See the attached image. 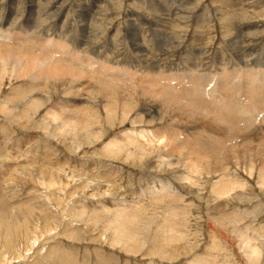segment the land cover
Masks as SVG:
<instances>
[{"label":"rangeland","instance_id":"1","mask_svg":"<svg viewBox=\"0 0 264 264\" xmlns=\"http://www.w3.org/2000/svg\"><path fill=\"white\" fill-rule=\"evenodd\" d=\"M0 30L92 82L88 90L84 77L75 87L0 82V219L11 226L0 227V264H192L202 255L213 264H264V250L246 257L238 232L262 248L264 122H247L254 142L231 140L208 112L224 97L246 106L249 85L264 78V0H0ZM48 40L67 47L58 53ZM105 81L114 95L101 93ZM151 91L200 111L167 103L162 112ZM38 93L43 102L29 107ZM51 106L61 120L48 115ZM70 111L86 127H60ZM131 131L170 138L171 146L139 143ZM116 136L128 144L110 146ZM187 149L199 171L186 166ZM217 181L234 194L215 198ZM128 205L132 215L115 221Z\"/></svg>","mask_w":264,"mask_h":264},{"label":"bare ground","instance_id":"2","mask_svg":"<svg viewBox=\"0 0 264 264\" xmlns=\"http://www.w3.org/2000/svg\"><path fill=\"white\" fill-rule=\"evenodd\" d=\"M23 30H21L20 32H22ZM21 34V33H20ZM10 33L9 32H4L2 30H0V82H2L5 77H8L9 80H11L12 78H15L17 80L19 79H28L30 80L31 82H38V83H41L43 84L44 82H48V83H59V82H63V83H68L69 85L73 84V86L75 87L76 85H74L75 83L77 84V82H79V84L82 82H80V79H82V77H84L85 79V83H86V90L90 89L92 87V82L91 80H89V76H87L85 73H83V71L79 70V69H76L74 68L73 66H71L68 62H63L62 58H58L57 56L53 55L51 52H38L37 49H34V46H24L23 45H20V44H17L15 42H12L10 41V39L8 37ZM12 36V34H11ZM31 36V35H30ZM27 37V36H26ZM47 45H49V43L53 42V40H48V41H45ZM56 43V42H55ZM53 44V43H52ZM51 46V45H50ZM67 47L66 44H63L61 42H59L57 45H54L53 44V47L52 49L56 50L58 53H62L64 51V49ZM37 48V47H36ZM52 51V50H51ZM67 60V59H66ZM67 63L69 65H67ZM113 67V66H112ZM111 67V68H112ZM115 67V66H114ZM118 68H112V70H117ZM106 70L110 71L109 68H107ZM249 71V70H248ZM263 74H264V69L262 70ZM241 73V71L239 72ZM261 73V72H259ZM124 74V73H123ZM248 76H250L251 74H248L246 73ZM84 75V76H83ZM104 75V74H103ZM150 75V74H149ZM106 76V75H105ZM128 76H130V74H128ZM133 76V75H132ZM154 76V75H153ZM168 76V75H167ZM166 76V78H167ZM171 74L169 75V79H171ZM174 76V75H173ZM179 76V75H178ZM113 77V76H112ZM124 77V76H123ZM177 77V76H176ZM191 77V76H190ZM109 78V77H108ZM161 78H165L164 75L161 76ZM177 79V78H176ZM180 79V78H179ZM178 79V80H179ZM101 81L104 80V79H100ZM109 80V79H108ZM262 80V82H261ZM259 79V80H253L251 85H249V90L248 92L246 93V103H250V108H247L249 107L248 103L247 105L245 106V104H243L242 102H235L234 100H237V99H232L230 102H227L226 98L224 97L223 101H219L216 105L219 106L217 108L215 107H211L210 111H208L210 114L213 115V117L211 118L213 120V123L215 126H218L220 127V129H226L227 132H228V135L230 136L229 138L231 140H233L232 138H236V139H240L241 141L243 140H247L249 137H251V140L250 142H254V140L256 139V134H258L257 132L254 131V133H248L246 134L247 132V129H250L251 127L248 126V123L249 121H252V120H255L254 117L256 116H259L261 115V120L264 122V114H261L263 113L264 111V78L262 79ZM180 81V80H179ZM242 81V80H241ZM103 82V81H102ZM221 82V81H220ZM180 83V82H179ZM62 84V83H61ZM99 84V83H98ZM103 84L105 85H101L100 87V90H101V93L105 96H111V95H114V93H112V89L109 87V83L108 82H104ZM181 84V83H180ZM52 85V84H51ZM192 85V84H191ZM72 86V87H73ZM115 86V85H114ZM248 86V85H246ZM245 86V87H246ZM73 87V88H74ZM112 87V86H111ZM231 87V86H230ZM69 88V87H68ZM145 88V87H144ZM156 87H154L155 89ZM116 89V88H115ZM135 89V88H134ZM246 89V88H245ZM70 90H72V88H70ZM74 90V89H73ZM83 90H85V87H83ZM114 90V89H113ZM145 90V89H144ZM147 90V89H146ZM151 90V89H150ZM149 90V91H150ZM162 91V90H161ZM189 91V90H188ZM245 91V90H244ZM114 92V91H113ZM147 92V91H146ZM154 92V93H153ZM151 91L150 93H152L154 95V98L156 96L159 97V106L158 108L161 109L162 112L166 111L167 108L166 106L171 105L172 107H175V105H177V109L179 111H181L182 113L183 112H186V111H189L196 115L194 111L196 110H199L200 109L197 107V106H193V105H190L188 102H186V99L184 100V102H177V101H174V98H169L167 96L168 93H165L166 91H164V93H160V96L159 94H155V91ZM157 92V91H156ZM206 93V92H205ZM40 97V99H34V100H29L27 102V105L30 107V106H33L34 107H37L38 105H40L41 103H39L41 101V99H43L44 97L38 93ZM73 94H75L73 92ZM116 94V93H115ZM147 94V93H146ZM195 94V93H194ZM232 94V93H231ZM82 95V94H80ZM193 95V94H192ZM222 95V94H221ZM225 96V95H223ZM233 96V95H232ZM201 97V96H200ZM239 97V96H238ZM228 98V97H227ZM76 99V98H75ZM160 99H162L164 101L163 102H160ZM230 99V98H229ZM44 100V99H43ZM80 100H82V98L80 97ZM78 101V100H76ZM85 101V100H84ZM229 101V100H228ZM113 102V101H112ZM168 103V104H167ZM195 104V102H193ZM203 103V102H202ZM48 104V103H47ZM80 104V103H79ZM198 104V103H197ZM231 104V105H230ZM180 105V106H178ZM161 106L163 108H161ZM200 106V105H199ZM261 106L262 108L260 109L259 107ZM187 107V108H186ZM33 108V107H32ZM53 108H56L55 106H51L49 109H48V115L54 117L55 119L58 118L57 114L55 113V109ZM80 108V107H79ZM176 108V107H175ZM62 109V108H61ZM76 109V107H75ZM189 109V110H188ZM27 110V108H26ZM67 110V109H65ZM73 110V109H72ZM202 110V109H201ZM78 111V110H77ZM59 112V111H58ZM207 112V113H208ZM70 115H64V117H62V122L60 124V127L62 128H66V129H72V130H77L79 129V127H83L84 126L86 127V122L84 120V118L80 115H78L75 111H70L69 112ZM188 113V112H187ZM198 113V111H197ZM201 113V112H199ZM204 114V113H203ZM202 114V115H203ZM237 114H240V115H245L244 118H235V115ZM201 115V116H202ZM185 116V115H184ZM200 116V115H199ZM195 117V116H194ZM248 117V118H247ZM207 118V117H206ZM54 119V120H55ZM60 119V118H58ZM209 119V118H208ZM239 119V120H237ZM61 120V119H60ZM88 120V119H87ZM198 119H196L197 121ZM210 120V119H209ZM237 120V121H236ZM257 120V119H256ZM198 122V121H197ZM208 122V121H207ZM212 122V121H211ZM194 123H195V120H194ZM241 123V124H240ZM211 125V124H210ZM79 126V127H78ZM213 126V125H212ZM195 127V126H194ZM200 127V126H199ZM208 127V126H207ZM210 127V126H209ZM208 127V128H209ZM188 128V127H187ZM190 128V127H189ZM202 131L203 130H208L206 129L205 127H202L201 128ZM213 129V128H212ZM210 130V129H209ZM217 130V129H216ZM201 131V132H202ZM214 131V129H213ZM218 131V130H217ZM216 131V132H217ZM220 133H221V130H219ZM129 132V131H128ZM240 132L244 133L245 135H241L239 134ZM85 135H87V137L89 136V132H84ZM204 133V132H203ZM211 133V132H210ZM133 134V135H131ZM131 134L128 138H133V140L135 141H139V143H141V140H139V138H144L145 140H149V141H153L154 140V143L152 145H161V144H164V146H167V145H170V142H172V140L170 138H163L160 137V135H155V133H153L152 135H148L149 132L148 131H142L140 132L141 136L138 137L139 133L137 132H133L131 131ZM206 134H209L206 133ZM214 135V134H213ZM216 135V134H215ZM221 135V134H219ZM125 136H126V133H125ZM128 136V135H127ZM210 136V135H209ZM214 137V136H213ZM221 137V136H219ZM223 137V136H222ZM127 138V139H128ZM212 138V137H211ZM223 139V138H222ZM243 139V140H242ZM155 140H157V142L155 143ZM193 140V139H191ZM190 140V142H191ZM215 140V139H214ZM245 140V141H246ZM230 141V140H229ZM245 141H244V145H245ZM174 142V141H173ZM218 142V141H217ZM221 142V140H220ZM110 146L112 145L113 146H117V144H123V145H127L128 144V140H126V138H122V137H118L116 136L115 138H113L111 141H109L108 143ZM173 144V143H172ZM174 144H177L174 142ZM197 144V143H196ZM217 144V143H216ZM222 144V143H221ZM248 144V143H247ZM220 145V144H219ZM238 146V144H236ZM235 145V146H236ZM243 145V146H244ZM253 145V144H251ZM142 146V145H140ZM146 146H149V144H147ZM154 146H151L154 147ZM155 146V148H157ZM171 146V145H170ZM168 146V147H170ZM199 146V145H198ZM234 146V145H233ZM246 146V145H245ZM254 146V145H253ZM264 146V145H262ZM126 147V146H125ZM175 147V146H173ZM178 146H176V149H177ZM180 147V146H179ZM248 147V146H247ZM256 147V145H255ZM150 148V149H151ZM214 148V147H213ZM172 149V147H171ZM174 149V148H173ZM173 149H172V152H173ZM175 149V150H176ZM180 149V148H178ZM177 149V150H178ZM206 149V148H205ZM235 149V148H234ZM247 149V148H246ZM260 149V148H259ZM258 149V150H259ZM192 150V149H191ZM190 149L187 151L190 152L191 151ZM262 150V149H260ZM259 150V151H260ZM151 151V150H150ZM244 151H246L244 149ZM250 151V150H249ZM192 152V151H191ZM191 152L188 153V157H187V162H186V166L189 168V170L191 172H196V171H199L198 168L199 166H196L195 168H192L193 166V158L190 157L191 155ZM137 153V152H136ZM256 153V152H255ZM132 154V153H131ZM166 157L168 158H172V155L171 154H168V155H165ZM263 160V159H262ZM164 163V160L160 161V163ZM264 168V167H263ZM261 168V170L263 169ZM262 173V180L260 181V184L261 185H264V171L261 172ZM44 184V183H43ZM53 184V183H52ZM229 184V182H226L223 183H219V181L215 182L214 184V193L216 195L215 198H219V196H223L225 194L228 193V196L229 194L235 189V187H231L230 186H227ZM239 186L240 188H243V184L241 183L240 185H237ZM49 187V186H48ZM229 188V189H228ZM160 190H165L164 188V185L162 184L161 185V188ZM151 194L153 193H156V194H162V191L159 193L158 190H154V189H151L150 191ZM170 193H167L166 196H168ZM172 195L174 193H171ZM231 194H234V193H231ZM236 194V192H235ZM238 195V194H237ZM177 196H173L172 200H175ZM237 198V197H236ZM173 202L171 201V203H169V206H170V209H171V212H170V216H173L177 219V223L179 224V226L177 227L178 228V231H179V228H180V231L182 230L181 229V223L182 221H180V219L178 218L179 213L176 211L175 212V206L172 204ZM220 206V205H218ZM131 208H133V206H126L124 208H121V209H118V213L116 214V217H115V221L119 222L120 220L122 219H128L131 215H132V210ZM216 208V207H215ZM133 219V218H132ZM123 223V222H122ZM121 223V225H122ZM1 226H4L6 230L9 231V229L7 228V224H6V220H2L0 219V227ZM120 226V225H119ZM236 226V225H235ZM124 228V227H123ZM127 228V227H126ZM172 228V227H171ZM170 228V229H171ZM116 230V229H115ZM11 232V231H10ZM9 232V233H10ZM119 232V231H118ZM238 232H240V236L242 237L241 239V242L244 243L243 245L246 247L247 250L246 251V257L250 260H253V259H256V257H259L260 255L262 256L263 253H261L264 249V242L259 244L262 248H260L259 246L255 247V244L253 243V238H251L247 232L245 230H238ZM11 234V233H10ZM9 237V234H7ZM13 235V234H12ZM11 235V236H12ZM6 237V238H7ZM14 237V235H13ZM120 238V237H119ZM8 239V238H7ZM37 239V238H36ZM36 239L34 240V242L32 243V245L35 243ZM115 241V240H114ZM9 245V244H8ZM212 246L214 247V245L212 244ZM262 250V251H260ZM260 251V253H259ZM212 260H215V259H212ZM210 262V260L208 259L207 256L205 255H202L200 257V261L195 258L193 261H192V264H213V262Z\"/></svg>","mask_w":264,"mask_h":264}]
</instances>
